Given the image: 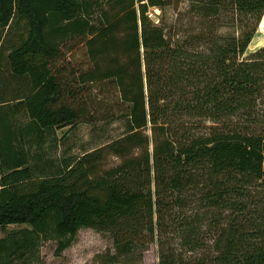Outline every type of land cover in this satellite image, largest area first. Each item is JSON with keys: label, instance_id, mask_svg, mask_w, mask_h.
<instances>
[{"label": "trees", "instance_id": "trees-1", "mask_svg": "<svg viewBox=\"0 0 264 264\" xmlns=\"http://www.w3.org/2000/svg\"><path fill=\"white\" fill-rule=\"evenodd\" d=\"M86 1L0 0V49L16 16L28 25L5 58L17 90L0 94V264L33 263L42 237L61 255L82 229L112 234L109 264L154 243L159 264H264V227L244 225L264 185V47L246 56L264 0H198L182 42L149 17L166 0H109L100 26ZM118 120L120 138L63 170L30 165L35 139Z\"/></svg>", "mask_w": 264, "mask_h": 264}, {"label": "rangeland", "instance_id": "rangeland-1", "mask_svg": "<svg viewBox=\"0 0 264 264\" xmlns=\"http://www.w3.org/2000/svg\"><path fill=\"white\" fill-rule=\"evenodd\" d=\"M109 0H87L88 11L85 13L86 22L100 26L101 10L106 7ZM149 17L154 24L165 29L168 38L175 41H185L190 34L198 31V0H166L163 10L157 8L149 9ZM226 34V30H222ZM27 21L16 16L12 21L10 29L5 33V45L0 49L2 62L0 64V94L11 97V91L17 90V84L12 82L6 69L5 58L9 54L11 46L21 36H27ZM193 46L198 47V42ZM264 47V30L260 27L255 35L246 56ZM79 49V50H78ZM75 57H67L70 67L85 66L87 62L86 50L78 48ZM75 59V60H74ZM63 65V63H60ZM68 76L69 73H68ZM2 95V96H3ZM261 115L264 116V102L261 104ZM264 117L262 118V120ZM25 119L23 123H26ZM124 123L122 121L78 123L75 127H66L49 133L44 143L37 145L38 139L33 141L31 166L40 169L39 176L50 175L58 170L64 169V163L69 160L82 157L86 153L110 143L124 134ZM116 158L107 159L104 167L117 164ZM253 201L247 215L244 216V225L249 230L264 227V185L256 189ZM30 226H10L2 237L18 233ZM38 251L36 260L31 264H109V260L116 256V245L112 234L92 229L79 231L74 242L61 255L57 254L58 241L42 237L37 244ZM139 264H159L157 245L151 244L149 250L144 254L143 261Z\"/></svg>", "mask_w": 264, "mask_h": 264}, {"label": "bare ground", "instance_id": "bare-ground-1", "mask_svg": "<svg viewBox=\"0 0 264 264\" xmlns=\"http://www.w3.org/2000/svg\"><path fill=\"white\" fill-rule=\"evenodd\" d=\"M260 27L264 30V18L262 20V23H261Z\"/></svg>", "mask_w": 264, "mask_h": 264}]
</instances>
